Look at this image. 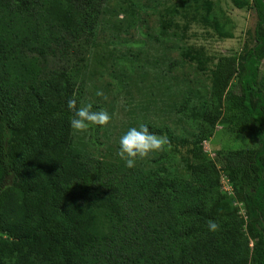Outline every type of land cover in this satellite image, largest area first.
Instances as JSON below:
<instances>
[{
	"label": "trees",
	"instance_id": "trees-1",
	"mask_svg": "<svg viewBox=\"0 0 264 264\" xmlns=\"http://www.w3.org/2000/svg\"><path fill=\"white\" fill-rule=\"evenodd\" d=\"M106 1L0 0V264H264V0L251 4L254 46L221 55L209 96L190 89L177 107L199 123L189 172L140 170L130 184L133 167L119 195L96 188L86 134L69 124L82 82L61 62L97 40ZM219 121L258 147L215 161L203 140ZM221 171L246 218L218 206Z\"/></svg>",
	"mask_w": 264,
	"mask_h": 264
},
{
	"label": "rangeland",
	"instance_id": "rangeland-1",
	"mask_svg": "<svg viewBox=\"0 0 264 264\" xmlns=\"http://www.w3.org/2000/svg\"><path fill=\"white\" fill-rule=\"evenodd\" d=\"M106 4L107 20L97 40L76 46L61 56V62L79 72L77 107L91 104L92 111L110 114L107 125H90L85 134L96 175L102 176L96 188L119 195L125 192L122 173L130 172L118 156L119 139L130 127L147 125L167 143L162 150L137 158L128 183L135 182L140 170L179 178L189 172L190 148L199 123L186 121L177 107L190 89L209 96L217 59L254 46L258 18L252 0H107ZM259 88L264 94V60ZM258 145L253 135L230 132L220 121L203 140L215 161L219 150ZM220 191L223 198L218 206L246 218L245 206L224 171Z\"/></svg>",
	"mask_w": 264,
	"mask_h": 264
},
{
	"label": "clouds",
	"instance_id": "clouds-1",
	"mask_svg": "<svg viewBox=\"0 0 264 264\" xmlns=\"http://www.w3.org/2000/svg\"><path fill=\"white\" fill-rule=\"evenodd\" d=\"M101 95V93H97ZM68 108L74 109V117L70 119L69 124L75 132H85L90 125H107L111 119L110 114L105 111H92V105L87 104L76 108V100H68ZM167 143L165 137L157 136L149 130L147 125L141 124L139 127H130L119 139L118 156L125 162L126 166L132 168L135 166L137 158H145L150 153L162 150ZM219 225L209 220L207 229L215 232Z\"/></svg>",
	"mask_w": 264,
	"mask_h": 264
}]
</instances>
